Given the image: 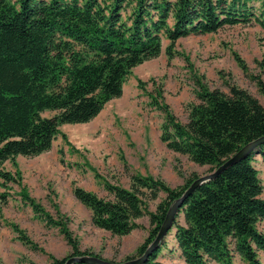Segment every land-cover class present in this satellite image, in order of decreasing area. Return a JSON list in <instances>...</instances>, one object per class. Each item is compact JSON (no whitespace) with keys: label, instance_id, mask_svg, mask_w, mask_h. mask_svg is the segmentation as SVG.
Returning <instances> with one entry per match:
<instances>
[{"label":"trees","instance_id":"obj_1","mask_svg":"<svg viewBox=\"0 0 264 264\" xmlns=\"http://www.w3.org/2000/svg\"><path fill=\"white\" fill-rule=\"evenodd\" d=\"M248 23L264 29V0H0V187L15 181L4 171L6 162L49 151L57 136L66 139L60 126L86 124L119 98L132 69L159 57L162 38L170 54L180 38ZM235 60L246 73L244 63ZM258 89L263 103L235 86L223 93L197 80V103L188 106L186 124L157 104L164 114L161 141L169 151L214 172L264 137V86ZM256 156L264 164V142L183 201L175 218L182 214L185 225L174 221L172 227L184 264H262L264 198L253 166ZM197 178L170 188L160 179L132 174L128 189L104 182L107 198L80 187L72 194L90 211L92 226L112 236L129 235L140 228L137 219L148 217L147 236L126 262L145 252L170 206ZM160 193L164 198L148 211L147 204ZM20 196L70 247L64 258L49 256V264H65L70 257L102 259L82 251L66 223L53 220L22 187ZM0 198L3 204L4 195ZM12 228L23 245L35 248L17 226ZM164 245L144 264H164L158 261Z\"/></svg>","mask_w":264,"mask_h":264},{"label":"rangeland","instance_id":"obj_2","mask_svg":"<svg viewBox=\"0 0 264 264\" xmlns=\"http://www.w3.org/2000/svg\"><path fill=\"white\" fill-rule=\"evenodd\" d=\"M168 45V40L162 38L159 57L132 69L122 95L109 101L93 120L62 125L59 132L66 139L57 136L49 151L36 157L18 156L13 163L4 164V171L15 181L0 187V196L3 194L5 200L2 204L0 198V264H49V256L61 259L70 254L58 229L45 226L22 203L21 187L53 220L66 223L82 251L114 263L134 256L147 236L148 217L137 219L140 228L129 235L112 236L92 226L90 211L75 200L73 188L107 198L104 182L128 189L132 174L160 179L170 188L182 186L192 175H208V166H198L186 156L169 151L160 139L164 114L157 104L166 105L177 122L186 124L188 106L197 103V80L223 93L235 86L263 103L258 84L264 86V29L255 23L180 38L170 54L165 51ZM236 57L244 63L246 73ZM253 166L264 198V164L259 156L254 158ZM163 198L160 193L157 200L149 202L148 211L154 212ZM174 221L185 225L182 214ZM12 225L35 248L23 245ZM259 230L264 233V222ZM164 244L158 261L184 264L176 249L173 227ZM261 262L264 264V257Z\"/></svg>","mask_w":264,"mask_h":264},{"label":"water","instance_id":"obj_3","mask_svg":"<svg viewBox=\"0 0 264 264\" xmlns=\"http://www.w3.org/2000/svg\"><path fill=\"white\" fill-rule=\"evenodd\" d=\"M264 142V137L259 138L244 147H242L238 152H236L232 157L226 160L222 165H220L214 172L201 176L194 180L187 190L183 193L181 198L175 201L169 208L166 217L160 227V230L153 240V242L148 246L145 252L138 258L129 260L122 263H112L94 256H81V257H70L66 260L65 264H76V263H86V264H144L149 256L156 251L161 243L164 241L167 233L172 228L174 219L178 210L180 209L183 201L189 197L200 185L203 183L215 179L221 172H223L228 167L246 159L260 144Z\"/></svg>","mask_w":264,"mask_h":264}]
</instances>
